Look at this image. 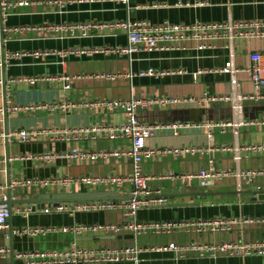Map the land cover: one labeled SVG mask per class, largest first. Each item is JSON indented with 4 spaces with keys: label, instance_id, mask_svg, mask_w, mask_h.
<instances>
[{
    "label": "crops",
    "instance_id": "0c3cea01",
    "mask_svg": "<svg viewBox=\"0 0 264 264\" xmlns=\"http://www.w3.org/2000/svg\"><path fill=\"white\" fill-rule=\"evenodd\" d=\"M28 1L27 5L11 6L0 19V54L1 50L3 54L23 53L5 62L4 69L0 66V199L7 193V178L12 183L21 178L45 180L128 175L130 161L109 154L127 146L128 140L113 139L103 131L95 133L90 128L117 126L126 120L123 110L105 109L96 103L133 96L147 101V106L137 112L139 123L157 125L146 137L147 147L188 149L179 155L156 153L142 161L141 172L146 177V184L153 191L152 196L160 197L161 201L139 209L135 220L144 223L217 218L234 221L229 229L181 227L167 233H124L115 239L104 238L111 234L74 235L57 230L32 236L19 234L16 230L120 223L123 200L110 201L111 207H98V204L106 203L102 200L85 203L86 206L96 205L88 210L75 202L62 209L53 207L52 203H45L44 209L19 204L12 206L9 224L0 231V245H5V235L11 227L14 252L62 250L74 242L82 247L138 245L141 251L137 263L104 264H264V255L243 256L233 251L208 253L195 248L196 245L264 242V200H258L250 193L264 189V152L243 149L245 145L264 142V99L245 100L240 107L219 100L207 108L195 101L204 92L214 95L228 92L230 76L222 71L229 58L225 42L218 39L209 42L210 46L198 49L195 41H187L182 44L184 49L140 50L129 55L111 52L74 55L70 52L75 48L125 46L124 31L106 25L126 19L150 23L264 20V0ZM13 28L17 30L13 31ZM34 51L45 54L35 57L31 54ZM232 51L238 92L253 93L246 68L251 64L253 53H260L264 64V37L234 39ZM149 68L165 71V74L136 75ZM114 72L123 75L113 81L96 76ZM128 73L134 75L128 77L125 75ZM65 78L70 81L69 88L64 87ZM28 79H34V82ZM160 98L179 101L160 107L155 103ZM3 104L6 105V116ZM33 104L44 106L33 111H11L13 106ZM235 120L244 123L237 127L228 124ZM174 122L183 125L172 128L170 124ZM19 129L32 131L28 142L21 143L16 137L9 136ZM72 150L102 151L107 156L83 160L70 156ZM209 168L227 174L212 179L208 185L200 178L184 177ZM238 171L257 173L247 183L244 175L237 178ZM170 174L177 176L170 177ZM128 188L129 184L125 182L122 185L52 184L45 188L13 187L10 190L14 199H59L126 196ZM243 218L250 221H242ZM171 244L177 248L169 250L167 247ZM7 263H11L9 257ZM13 263L23 262L14 258Z\"/></svg>",
    "mask_w": 264,
    "mask_h": 264
},
{
    "label": "built area",
    "instance_id": "2783aa9c",
    "mask_svg": "<svg viewBox=\"0 0 264 264\" xmlns=\"http://www.w3.org/2000/svg\"><path fill=\"white\" fill-rule=\"evenodd\" d=\"M127 1V0H123ZM28 0H0V14L6 13V11L14 5L24 4L27 5ZM107 27L113 29H121L126 35L127 44L123 47H115L111 49H88V48H75L70 52L74 55H89L97 52H111L119 55H129L140 50L145 51H164L174 50L177 48L184 49L183 43L187 41H195L198 49H203L206 46H210L212 42L218 39H222L225 42V47L229 50V58L222 68V71L228 73L229 78V90L223 95H214L204 92L197 100L201 106L207 108L216 101L222 100L230 102L234 107L242 106L243 101H259L264 99V64L263 56L260 53H253L251 58V64L246 68L249 73V81L252 83L253 93H239L238 84L235 80L236 67L233 63L234 53L232 51V42L234 39L239 38H255L264 37V20H227L223 22H202L195 20L190 23H173L170 21H162L160 23H150L146 20L130 21L129 19L109 23ZM72 27V26H71ZM83 27V26H82ZM16 31V28L12 29ZM210 42V43H209ZM35 57L44 55V52L34 51L31 53ZM23 55V53H6L3 54V62H8L12 58H17ZM1 66V58H0ZM165 71L155 70L149 68L144 71L136 73L138 76H161ZM122 73H100L96 76L105 80L113 81ZM128 77H132L134 74H125ZM33 83L34 79H28ZM65 88L70 87V81L65 78ZM178 99L173 98H160L155 101L160 107H166L173 102H178ZM192 101V100H191ZM190 101V102H191ZM96 105L105 109H120L126 113V120L117 126L107 128H90L93 132L103 131L110 138L113 139H126L128 145L120 149L114 150L109 153L118 158H126L130 161L131 172L123 177L108 176V177H63V178H49L45 180L40 179H28L21 178L13 181L9 184V188L19 187L23 189L41 187L45 188L52 184H117L122 185L125 182L129 184L127 195L130 197L127 200H123L121 209L123 210V219L120 223H97V224H75L67 227H48V228H31L22 227L17 229L19 234H27L35 236L37 234L61 231L71 232L74 235L86 234H111L119 235L124 233H132L134 235L143 234L148 231L154 233H167L175 228H186L194 230L210 229H229L234 219H222L217 218L211 221H186V222H174V221H152V222H138L135 220L136 212L139 209L150 207L160 203V197L152 196L153 191L146 184V177L141 172L142 161L149 158L156 153L172 152L173 154H181L188 149H155L146 146V137L151 135L153 128L157 125H143L137 120V112L144 109L147 106V101L142 98H136L130 96L127 99H110L100 101ZM44 105H24L13 106L11 111H33ZM244 123L243 121H229L228 124L238 126ZM183 125L180 122L171 123L172 128ZM32 131L26 129H19L13 133H9V136L16 137L18 142L26 143L30 140ZM211 133L208 134L211 137ZM246 151L252 152H264V142L245 145L243 147ZM70 156H75L78 159L83 160H96L104 158L107 153L102 151H76L72 150ZM50 157V156H49ZM52 157V155H51ZM50 157V158H51ZM257 173V171H245L236 172L237 178L244 175L247 178V183L251 181V178ZM226 172H217L212 168L208 170L200 169L193 173L184 175L186 178H200L203 184H209L212 179L225 176ZM170 177H176L177 175H169ZM240 185V183L238 184ZM12 199L14 197L12 196ZM6 196L3 195L0 199V231L7 227V219L9 217V209L4 202ZM97 203V202H95ZM95 204L85 205V209H92ZM111 202L105 204L100 203L98 207H111ZM57 209L64 208L63 206L56 207ZM27 215V212H24ZM242 221H250V219L243 218ZM7 236V235H5ZM169 250H175L176 245L171 244L167 247ZM196 249L215 253L216 251H233L235 253H241L245 255H264V242L262 243H235V244H222V245H196ZM141 248L138 245H125V246H88L82 247L77 243H73L71 247L64 248L62 250H48L40 253L36 252H14V258L22 259V264H101L108 262H120V261H133L138 262V254ZM9 257V248L5 245H0V261H4L0 264H9L7 259ZM11 264V263H10ZM14 264V263H13Z\"/></svg>",
    "mask_w": 264,
    "mask_h": 264
},
{
    "label": "water",
    "instance_id": "95a60500",
    "mask_svg": "<svg viewBox=\"0 0 264 264\" xmlns=\"http://www.w3.org/2000/svg\"><path fill=\"white\" fill-rule=\"evenodd\" d=\"M2 15L0 14V19H1ZM1 22H0V27H1ZM1 69H4V62H3V50H1ZM2 82L4 84L5 80H4V70H2ZM4 91V90H3ZM4 94V92H3ZM3 108V113H5L6 116V105H2ZM4 134H5V145H7V131L6 129L4 130ZM8 158V154L7 152H5V159ZM9 179H6V186H7V193H6V200L4 201L9 209V217L7 219V224H9L10 218H11V213H12V206L13 205H25V206H32L35 205L37 208H41L44 209V204L45 203H52L53 207H58V206H72L70 205V203H74L75 205H77L78 203L80 204H85V203H89V202H93V201H106V202H110V201H117V200H127L130 197L128 195L126 196H95V197H76V198H59V199H39V198H26V199H12V192L9 188ZM251 194L254 195L255 198H257L258 200H264V189L260 188L259 190H253L250 191ZM63 204V205H60ZM38 204H40V207L38 206ZM11 227L8 228V234L6 236L5 239V246H8L9 248V258H10V262L11 264H13V248H12V244H11ZM104 238H111V239H115V238H121L120 235H107ZM104 264V263H102Z\"/></svg>",
    "mask_w": 264,
    "mask_h": 264
}]
</instances>
